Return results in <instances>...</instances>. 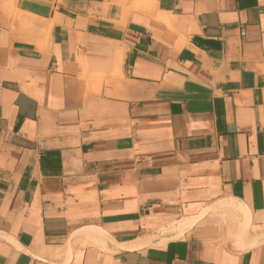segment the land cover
I'll return each instance as SVG.
<instances>
[{
	"label": "crops",
	"instance_id": "0c3cea01",
	"mask_svg": "<svg viewBox=\"0 0 264 264\" xmlns=\"http://www.w3.org/2000/svg\"><path fill=\"white\" fill-rule=\"evenodd\" d=\"M263 235L264 0H0V264H264Z\"/></svg>",
	"mask_w": 264,
	"mask_h": 264
},
{
	"label": "bare ground",
	"instance_id": "6f19581e",
	"mask_svg": "<svg viewBox=\"0 0 264 264\" xmlns=\"http://www.w3.org/2000/svg\"><path fill=\"white\" fill-rule=\"evenodd\" d=\"M169 34H168V36H169ZM216 204H214V205L218 206L217 207L218 210H220V208H219V206H220V207H223V209H230V208H232V209H234V210H236L238 212H241L243 214L241 223L237 227L238 231L236 233L235 238H238L239 240H241L243 242V247L244 248L250 247L254 242H256L257 240L260 239L259 238L260 236H258V235H255L254 234L253 237L251 236V234L255 233L256 228L253 227V226H251L250 223H249V220L247 218H245V214H244L243 208L239 204H237L235 202H221L219 204L217 202ZM213 209L214 210H217V209H215V207ZM223 212H225V210ZM237 217H239V216H237ZM194 219H195V216L194 217H183L180 220H177V221H175V222H173V223H171V224H169V225H167L165 227L160 228L151 237H148V238L142 239V240L139 239V240H136V241L131 242L129 244L128 243L127 244H117V243L113 242L112 239L104 231H102L99 228H93V227H91V228L81 229L76 234L82 236L83 238H85L83 240L87 241V243L89 242L91 244V242H92L94 244L93 246H96L97 245L98 247H100L102 249H105V251L106 250H109V248H111L112 250H115V249L117 250L119 248H124V247L129 246V245H132V244L141 243V242H143V240L146 241V240H150V239H154V238L156 239V237L159 236V235L175 234L176 236H179L180 234H182V232L187 227H189L191 225V223L194 221ZM226 220H229V219L226 218ZM234 230H236V229H234ZM231 233H232V231H231ZM232 235H233V233H232ZM82 237H81V239H82Z\"/></svg>",
	"mask_w": 264,
	"mask_h": 264
},
{
	"label": "rangeland",
	"instance_id": "374dc122",
	"mask_svg": "<svg viewBox=\"0 0 264 264\" xmlns=\"http://www.w3.org/2000/svg\"><path fill=\"white\" fill-rule=\"evenodd\" d=\"M143 3H144V2H143ZM143 5H144V4H143ZM139 7H143V6H138V7H136V8H139ZM143 8H144V7H143ZM143 8H142V9H143Z\"/></svg>",
	"mask_w": 264,
	"mask_h": 264
}]
</instances>
